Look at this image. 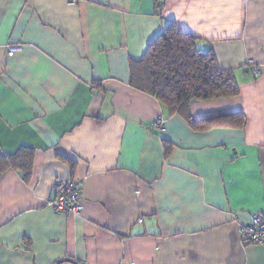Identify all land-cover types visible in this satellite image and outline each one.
Segmentation results:
<instances>
[{
    "label": "crops",
    "instance_id": "crops-1",
    "mask_svg": "<svg viewBox=\"0 0 264 264\" xmlns=\"http://www.w3.org/2000/svg\"><path fill=\"white\" fill-rule=\"evenodd\" d=\"M169 21L238 87L192 119L242 127L196 129L130 85ZM21 147L30 174L0 175V264H264L239 234L264 209V0H0V149ZM71 177L83 210L56 214Z\"/></svg>",
    "mask_w": 264,
    "mask_h": 264
},
{
    "label": "trees",
    "instance_id": "trees-1",
    "mask_svg": "<svg viewBox=\"0 0 264 264\" xmlns=\"http://www.w3.org/2000/svg\"><path fill=\"white\" fill-rule=\"evenodd\" d=\"M130 85L153 97L168 114H178L191 127L206 129L213 126H243L238 122L215 117L195 121L190 114L193 101L235 97L238 87L233 74L217 66L211 51L202 52L195 47L194 37L179 30L169 21L150 42L138 60L129 61ZM29 147L5 153L0 149V175L9 167L18 168L26 177L30 174L32 154Z\"/></svg>",
    "mask_w": 264,
    "mask_h": 264
},
{
    "label": "built area",
    "instance_id": "built-area-1",
    "mask_svg": "<svg viewBox=\"0 0 264 264\" xmlns=\"http://www.w3.org/2000/svg\"><path fill=\"white\" fill-rule=\"evenodd\" d=\"M20 49L17 45L6 47L7 55L12 56ZM247 72L254 77L261 74V67L252 59L245 61ZM153 129L163 131L165 120L157 118L152 123ZM80 182L71 177L69 179L58 180L54 185V198L48 202L50 208L59 215L78 216L83 210V204L79 194ZM240 239L244 244L264 243V209L251 214L250 222L239 227Z\"/></svg>",
    "mask_w": 264,
    "mask_h": 264
}]
</instances>
